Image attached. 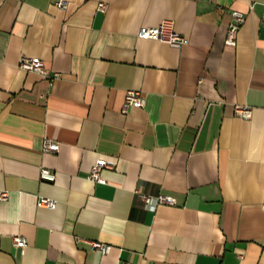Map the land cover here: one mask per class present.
Instances as JSON below:
<instances>
[{
	"label": "crops",
	"instance_id": "0c3cea01",
	"mask_svg": "<svg viewBox=\"0 0 264 264\" xmlns=\"http://www.w3.org/2000/svg\"><path fill=\"white\" fill-rule=\"evenodd\" d=\"M56 1L0 0V264H264V0ZM163 19L188 42L138 35ZM131 88L145 103L124 111Z\"/></svg>",
	"mask_w": 264,
	"mask_h": 264
},
{
	"label": "built area",
	"instance_id": "2783aa9c",
	"mask_svg": "<svg viewBox=\"0 0 264 264\" xmlns=\"http://www.w3.org/2000/svg\"><path fill=\"white\" fill-rule=\"evenodd\" d=\"M56 6L59 8H66L67 2L65 0H58L55 2ZM98 9L102 12L107 10V2L104 0H100L98 3ZM231 19L228 25L227 35L225 39V43L227 45H236L238 31L241 25L246 20V14L238 9L230 10ZM264 15V11H263ZM138 35L142 38H153L158 39L164 42H167L173 46H182L188 42V38L185 35L177 32L173 27V21L171 19H163L157 25L142 27L138 33ZM19 67L26 69L28 71H34L39 74L45 75L49 78L57 77L60 75L58 72L50 73L49 69L46 67V63L42 58L33 57L28 55H22L18 62ZM145 103V98L142 92L139 89H127L125 94V100L123 104V109H126L129 106H137L142 107ZM235 113L241 117H249L251 114V108L246 105H235ZM59 149V143L50 138H45L43 142V150L44 151H57ZM106 167H111V163H109L106 159L99 158L92 165L89 173V177L97 182H105V179L102 177V170ZM41 177L45 179H53L54 173L47 168H43L41 170ZM7 196L6 191H0V199H5ZM141 198L144 202V205L150 209H154L158 204H174L175 198L172 195L159 193L156 195H152L149 193H141ZM38 205L48 206V207H56L57 200L50 197H40L38 200ZM264 208V204H263ZM90 246L93 249H98L103 253L108 252L111 249V245L100 242L90 240L88 241ZM27 243V239L22 235H14L13 236V244L15 246H25Z\"/></svg>",
	"mask_w": 264,
	"mask_h": 264
},
{
	"label": "water",
	"instance_id": "95a60500",
	"mask_svg": "<svg viewBox=\"0 0 264 264\" xmlns=\"http://www.w3.org/2000/svg\"><path fill=\"white\" fill-rule=\"evenodd\" d=\"M260 30H261V32H262V35L264 36V26H261V27H260Z\"/></svg>",
	"mask_w": 264,
	"mask_h": 264
}]
</instances>
